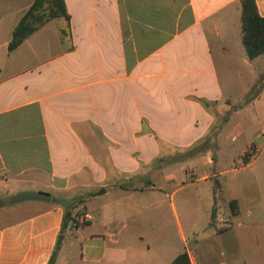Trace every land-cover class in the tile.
<instances>
[{"label": "crops", "instance_id": "1", "mask_svg": "<svg viewBox=\"0 0 264 264\" xmlns=\"http://www.w3.org/2000/svg\"><path fill=\"white\" fill-rule=\"evenodd\" d=\"M34 2L0 0V200L52 199L0 226V264H264V54L241 0H65L9 50Z\"/></svg>", "mask_w": 264, "mask_h": 264}, {"label": "trees", "instance_id": "2", "mask_svg": "<svg viewBox=\"0 0 264 264\" xmlns=\"http://www.w3.org/2000/svg\"><path fill=\"white\" fill-rule=\"evenodd\" d=\"M241 6L243 45L248 57L255 59L264 54V17L259 15L255 0H241ZM58 18L69 19L65 0H35L15 27L9 43V50L18 47L47 22ZM249 99H246L245 102H248ZM236 205V201L231 203L233 209H236ZM69 214L66 213L65 224L68 220L75 221ZM172 264H191L188 253L182 252Z\"/></svg>", "mask_w": 264, "mask_h": 264}, {"label": "rangeland", "instance_id": "3", "mask_svg": "<svg viewBox=\"0 0 264 264\" xmlns=\"http://www.w3.org/2000/svg\"><path fill=\"white\" fill-rule=\"evenodd\" d=\"M247 128L251 129V125H249ZM240 150V149H239ZM238 150V151H239ZM234 176H237V174H235ZM250 174L248 172H243L240 173L238 175L237 180H239L238 183H243L246 182V180L250 179ZM155 183L159 184V185H163L164 182L162 181V179L158 176L154 177ZM248 182V181H247ZM234 183V182H233ZM249 183V182H248ZM234 185L231 183L230 188L225 189V187L223 189H225L222 193L221 196V200L222 198L226 201L225 203L227 204V200L230 196L235 195L234 193ZM165 188V185H164ZM180 195L181 194H176L175 196H170L169 198H167V202L165 204H167L170 207L169 213H168V221L171 223L172 228L174 229L177 225V222L179 221V219L182 220V213H181V206H180ZM112 196L108 197L105 196L101 202L99 204H97L96 206H99V211L94 212L92 215L94 216V220L93 222H98L100 221H107L108 220V211H110V209L112 208V205H107V207L103 208L104 205L107 204L108 201H111ZM164 199L166 200V198L164 197ZM155 200V196L154 193L151 194V196H147L146 199V203H153ZM10 199L4 201V200H0V207L2 209L0 212V226H3L4 224L16 220L18 218H21L23 216H26L30 213L33 212L34 208L29 206V203H32L30 201H25V202H21L18 204H14V205H10L9 204ZM173 204H175V207L177 208V212H178V216L175 215V212L173 211ZM87 209H91L92 207H90L89 205H86ZM67 208V212L70 213L69 215H71L74 219H80V217L83 215V204L79 203L77 201L72 203V204H67L66 205ZM71 223H73V221L71 220Z\"/></svg>", "mask_w": 264, "mask_h": 264}, {"label": "water", "instance_id": "4", "mask_svg": "<svg viewBox=\"0 0 264 264\" xmlns=\"http://www.w3.org/2000/svg\"><path fill=\"white\" fill-rule=\"evenodd\" d=\"M52 199L51 195L46 193H36V192H24L17 196L10 198V203L17 204L25 201H44L50 202ZM63 236L60 237V240Z\"/></svg>", "mask_w": 264, "mask_h": 264}]
</instances>
